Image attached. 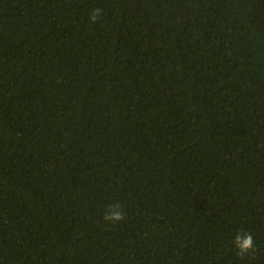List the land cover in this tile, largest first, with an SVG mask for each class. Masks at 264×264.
Returning <instances> with one entry per match:
<instances>
[{"label": "trees", "instance_id": "16d2710c", "mask_svg": "<svg viewBox=\"0 0 264 264\" xmlns=\"http://www.w3.org/2000/svg\"><path fill=\"white\" fill-rule=\"evenodd\" d=\"M0 264H264V0H0Z\"/></svg>", "mask_w": 264, "mask_h": 264}, {"label": "clouds", "instance_id": "9594fccd", "mask_svg": "<svg viewBox=\"0 0 264 264\" xmlns=\"http://www.w3.org/2000/svg\"><path fill=\"white\" fill-rule=\"evenodd\" d=\"M103 15L101 8L97 7L93 9L89 14V21L95 24ZM126 213L121 208L119 203L108 204L105 208L103 220L111 224H116L125 218ZM232 245L236 250L238 256L254 255L256 251V245L254 243L253 235L250 232L238 231L233 240Z\"/></svg>", "mask_w": 264, "mask_h": 264}]
</instances>
